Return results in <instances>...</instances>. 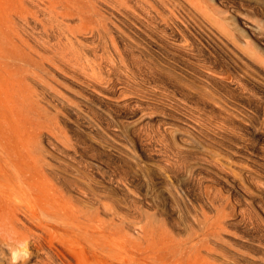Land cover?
Instances as JSON below:
<instances>
[{
    "label": "rangeland",
    "instance_id": "1",
    "mask_svg": "<svg viewBox=\"0 0 264 264\" xmlns=\"http://www.w3.org/2000/svg\"><path fill=\"white\" fill-rule=\"evenodd\" d=\"M25 1L26 0H0V82L4 86L6 85L7 89L14 93H19L21 96H33L34 98H30L31 100H37L39 97L37 100V102H40L37 103L38 106H40L41 109L46 108V111L49 113L51 112V114H48L50 117L52 116L51 119L44 113L41 115H34L36 117L33 122L42 125V127L39 126V129L41 128V133L37 137V140L39 139L43 152L53 160L52 162H60V164L65 166L69 171L68 179L71 180L70 184H68V191L70 190V193H68L74 199L76 197L75 204L77 202L79 203V199L83 200L82 198H84L81 192H78L80 185L83 186L82 189L84 191L87 187H90L91 190L94 189V192L92 191L94 194H91L95 199L94 202H97L99 197L101 200H104V204L107 203L106 206L111 207L113 204L117 206L119 211L117 217L123 219L121 220V224L118 218H114L116 223L121 224V226L123 225L117 235L131 238L135 237L136 230L140 225H143L142 223L146 220L144 214H142L140 218L138 217L140 212L145 208L149 212H155L157 209L154 205L155 209L153 206H151V208L146 204L150 200V194L156 195L159 200V202H156L157 205H166L169 211H167L166 214H162V216L165 215L163 217L159 213V218L161 216L162 219H166V222L172 228L169 229L172 230V232H170L172 237H175H173L175 241L186 240L188 234L193 233V231L195 232L193 235L194 240H199L206 232L213 233L219 231L218 233L215 232L214 235L212 234L213 236L210 234V236H208L210 240L207 239L211 242V245H217V249H220V252L232 256L236 262L234 263L232 260V264H264V94L262 92L264 91V79L260 76L261 84L250 80L251 83L246 81L247 87L253 90L249 91L251 95L248 94L245 96L243 92H237L238 90H235L233 86L234 80L232 81V77L229 74L232 69L226 68L222 71V73L225 72L223 74L224 78L227 77L228 79L229 76V80L224 85L228 86V89L231 88L232 91L234 90L232 92L233 98H235V96L236 98L239 97V100L243 98L240 101L245 102V106L241 107L242 110L238 113L239 115L243 114L245 116H241L238 120L234 119L233 123L231 122L233 119L224 120L225 115L212 105L209 93H213L211 94L212 97L216 94L213 86H206L207 84L200 82L195 76L190 77L185 74L186 77L189 78L185 79V75H177L176 73L175 75L169 68H165L164 65L158 64L154 59V61L151 60V55L150 53L147 54L149 51L146 47H144L146 51L143 49L142 52L128 42L126 44V41L122 42L119 39H115V43L117 42L115 45H118L116 46L118 48L117 50L124 55H121L119 60V58L114 56L116 54L112 53L113 50L109 48V43L106 40L107 38L95 41L90 39L86 42V38L89 37L85 34L86 38L80 39H86L84 43H86L87 46L90 43L91 45L93 44L89 46H95L98 51L94 52L95 54L90 51L88 53V58H95V70L102 66V70L105 71L104 74H106L105 80L109 81V88H107V91L97 88V91H95L96 93H93L92 90L95 89L91 88L93 87L90 84L91 82L89 81L90 83H87V80L85 81L83 77L80 78L81 74H76L72 71L63 74L62 72L64 71H61L59 68L51 69L45 66L49 70L46 69L47 71H44L42 81L46 79L47 85H49L48 87L55 89L58 94H61L64 98L66 97V100L69 99L68 102L72 105H69V103L60 104L57 101L55 102L53 98L51 99V94L48 90L46 91L45 88L43 89L42 83L38 81L35 82L32 78L31 82L30 78H28L29 76H26V74L24 75L20 59L22 56L23 42L25 40L22 21L23 13L25 12ZM209 1L211 4L216 3L214 0ZM232 1L236 3L239 9L241 8L240 10L245 15L247 12V0ZM242 4H244V6ZM214 5L217 6L216 4ZM31 12H34L33 7L31 8ZM186 13L187 15H184V17L189 22L181 18L182 28H184L188 37L194 39L196 42L194 45L191 43L185 50L183 49V44H185L184 39L177 37L178 40L176 38V40H172V34L167 30V35L171 37V39L169 38V43L172 44H168V49L173 51L171 53H174L176 56L181 57V55H183L187 62V66H189L188 62H190L194 65L196 64V66H201L200 68L203 67L202 69H206L205 66L210 64L214 58H219V55L223 56L221 54L223 51L221 47L217 48L214 46L212 43L213 37L207 31L206 26L203 25L204 23H201V19L189 12V15L192 14V16L190 15L191 18L188 12ZM231 14V12H220L215 16L213 15V18L218 16L217 18L222 19V26H227L225 29L229 28L230 30H234L235 28H233V25L236 19ZM230 19L234 20L231 21ZM229 21H231V23ZM77 22L76 20H72L69 24L76 26V24H79V22ZM228 22L230 27H228ZM31 26L33 28V24H31ZM192 27H194V30ZM201 27L204 29H200ZM238 29L240 31L241 27L239 26ZM31 30L33 31L34 29ZM31 39L30 44L34 46V38L32 36ZM179 39L181 42L183 40L181 44L182 47L180 46L181 42ZM106 42L108 43V47H105L107 46L105 45ZM178 42L180 43L177 44ZM125 44L127 46H125ZM120 45L123 46L121 47ZM106 48L110 50V54ZM187 49L189 50L187 51ZM97 53H99L100 56ZM103 54L105 57L101 56ZM135 54H137V57ZM96 55L102 59L99 60L101 63L98 62L99 57ZM76 56L78 55L76 54ZM76 56L72 55L74 58H77ZM107 56L109 58L113 56L112 61L108 59ZM172 56L174 57V55ZM102 57L104 59L106 58L107 63ZM115 59L117 60L116 62ZM91 60L94 62L93 59L90 58V61ZM176 60L177 62L178 60L181 61L179 57H176ZM74 61L75 60H73V62ZM110 61H114L116 64ZM92 62L87 63H91V66L95 65L94 63L92 64ZM197 62H199L200 65ZM87 63L86 67L88 66ZM152 63L157 65L156 70L152 68L154 66ZM106 65L108 69H106ZM142 65H146V67L143 68ZM90 67L88 68L89 74L87 73V76H93L96 73V71H90ZM104 68L106 70H104ZM109 70L111 71L109 72ZM107 71L109 74H107ZM226 71H228L227 74ZM113 72L114 74H112ZM153 72L158 74L156 75L157 78L154 76ZM109 77H112V79H109ZM72 78L77 82H74ZM173 78L176 80H173ZM48 81L51 84H49ZM82 84L83 86H81ZM185 84L186 86L184 87ZM201 84L205 85L202 86ZM198 85L202 87L198 88ZM84 86L85 88H82ZM195 86H197L196 90L193 88ZM191 87L192 89H188ZM40 88L45 91H41ZM158 88H161V90ZM30 89L33 90V92H31ZM37 89H40V91ZM193 91H196V93ZM39 92H41L42 95L37 94ZM43 92L44 95H46L45 97H48L46 98L47 101H44L46 99ZM106 94L110 99L107 98L108 96ZM102 95L105 96L103 97ZM78 97L79 99H77ZM226 97L231 98L229 95ZM260 97H263V99ZM42 98L43 100L41 103ZM116 98L118 100H116ZM244 98H247V100ZM49 101L51 102L49 104L53 102V104H57L58 107H49L50 110H47V103ZM79 101L82 102L79 103ZM43 102L45 103L44 106ZM114 103L116 104L114 105ZM75 106H77V109H75ZM78 106L80 109H78ZM245 107L250 109L248 110ZM244 109L246 111H244ZM243 111L245 113H243ZM217 113L222 115L218 116ZM89 115L93 119H90ZM219 117L222 118L219 119ZM21 121L24 122L25 120L23 119ZM222 125L223 128H221ZM23 126L26 127V125ZM137 159H140V162ZM228 165L231 166L228 167ZM231 167L234 168L235 171L232 170ZM228 168L234 172L230 171ZM240 169L242 171L244 170V172H241ZM159 170L162 171L164 175H162V172H159ZM236 173H238L240 177L238 174L236 175ZM142 175H145L144 179ZM81 177L83 179L86 177V179L83 181ZM75 180L77 182L76 184L74 182ZM82 182L86 183L84 184ZM96 191L98 193H96ZM176 193L178 194L176 195ZM97 194L99 195L96 196ZM212 195L216 196L213 197ZM206 197L208 200H206ZM163 201H165V203ZM199 201L201 203H199ZM208 201L211 202L212 205ZM203 205H205V208L202 209L201 207H203ZM198 207L200 208L198 209ZM149 209L152 210L150 211ZM195 209L197 212L201 210L203 213L200 214L201 211L196 213ZM110 212L111 211L102 214L104 216L102 217L107 222H110V216H116ZM194 213L197 214L198 217H201L196 223L193 222L190 217L191 214ZM204 214L207 215L206 219ZM218 216L221 218H218ZM140 219L142 220L140 221ZM200 221L204 222L202 223ZM220 224L223 226H220ZM109 232L108 230L107 234H109ZM170 237V235L169 237L167 236L171 243L170 249H168L159 238L153 242L152 250L154 255L158 257H162L164 254L167 255L163 261L158 259L152 264H207V262L203 260L207 259L213 261L205 251H202L203 256L196 257L193 251L187 252L184 250L181 254L182 262H174V257L170 252L175 251L179 254L180 249L174 243L175 241H171ZM212 237H214V239H212ZM215 237H218V239ZM218 244H222L221 247ZM261 245H263V247ZM118 247L122 251L126 249L124 245H119ZM178 254L174 256L178 258L180 255ZM205 256H208V258L204 259L203 257ZM87 257L88 264H98L95 262L94 258H92L91 254H88ZM232 257H230V259H232ZM165 260L169 261L164 262ZM99 264L117 263L113 262L106 255H103Z\"/></svg>",
    "mask_w": 264,
    "mask_h": 264
},
{
    "label": "bare ground",
    "instance_id": "2",
    "mask_svg": "<svg viewBox=\"0 0 264 264\" xmlns=\"http://www.w3.org/2000/svg\"><path fill=\"white\" fill-rule=\"evenodd\" d=\"M214 1H216V3L211 4L209 0H26L25 12L23 13L22 17L25 40L23 42L24 44L22 46V56L20 59L24 75L26 74V76H29L28 78H30L31 82L33 79V81L35 82L38 81L39 83H42L43 89L45 88V90H48V92L51 94V99L53 98L55 102L57 101L60 104L69 103V99L66 100V97L64 98V96L58 94L55 89H52V87L49 88L46 79L45 81H42L44 71L47 69V67H50L51 69L59 68L61 71H64L62 72L63 74H66V72L69 71H72L76 74H81L80 78L83 77L85 81L87 80V83L91 82L90 84L94 87L91 88L95 89L92 90L93 93H96L95 91H97V88L107 91V88H109V81L105 80V71L102 70V66L98 67L97 70H95V58H88V53L90 51L94 53L97 51V49L95 46L90 47L93 45H91V43L89 44L90 46L88 45V47L86 43H84V41L86 39V42H88V40L90 39H93L95 41L107 38L106 40L109 43V48L113 50V52L112 50L111 52L113 54H116L114 56L119 58L121 55H123L117 50L118 48L116 46L118 45H115L117 43H115V39H119L122 42L126 41V44L127 42L132 44L135 48H137L138 50L140 49L141 51L143 49H145L144 51H146L147 48L149 51L147 54L150 53L152 58H150L151 60L154 59L158 64H162L165 68H169L172 72H174V74L176 73L177 75L182 76L186 74L190 77L195 76L197 77V79H199L200 82L207 84L206 86H213V88H215L216 94H214L212 97L211 94L213 93H209V96H211L212 105L225 115L224 120L233 119L231 121L233 122L234 119L238 120L241 116H245L243 114H238L240 113V110H242L241 107L245 106V102L240 101L243 98H241L240 100L238 99L239 97L236 98V96L235 98H233L232 92L234 90L232 91L230 87L229 88L231 90L228 89V86L224 85L229 80V76L228 79L226 77L228 71H226L225 74L226 78L223 77V74L225 72L222 73V71L226 68L232 69L231 73L229 74L232 77V81L234 80L233 86L235 90H238L237 92L241 91L240 93L243 92L245 96L248 94L251 95L249 92L251 89L247 87L246 81L248 82L250 80L255 83H260V76L262 79H264V0H247V7H245L248 13L246 12L245 15L240 10L241 8L239 9L236 3H234L232 0ZM214 4H216L217 6H215ZM244 4L242 5L244 6ZM32 7L34 9V12H31ZM186 12H188V15L189 12L193 13L201 19L199 20L201 21V23H204L203 25L206 26L207 31L213 37L212 43L214 44V46H216L217 48L221 47V50L223 51L221 53L223 56L219 55V58L213 57L214 59L210 62V64L205 66L206 69H202L203 67L200 68L201 66H196V64L194 65L190 62H188L189 66H187V62L184 59L185 57L183 55H181V57L176 56L174 53H171L173 51H170V49H168V44H170L169 38L171 39V37L167 35V30L171 32L170 34H172V40H178V38L184 39L186 45L183 44V49L189 47L191 43L192 45H194V43L196 42L194 39L189 38L184 28H182L181 18L185 19L184 15H187ZM220 12L232 13L231 15L238 22L237 23L234 19H230L231 21L234 20L235 22L234 25L232 24L234 26L233 28H235L234 30H230L229 28L225 29L227 28V26H222V19L217 18L218 16L213 18V15L215 16ZM190 15L192 16V14ZM72 20H76V22L78 21L79 24H76V26L70 25L69 23ZM231 21L229 22L231 23ZM236 23L239 25H237ZM31 24H33V28ZM237 26L241 27L240 31ZM194 27H192L193 30ZM203 27H201L200 29H202ZM228 27H230V24ZM31 29L34 30L32 31ZM85 34L88 35L89 38H86ZM31 36L34 38V46L30 44V40H32ZM80 38L86 39L81 40ZM180 42H178L177 44H179ZM182 42L180 43V46ZM108 43L106 42L105 45H107ZM126 44L125 46H127ZM105 47H108V45ZM188 50L189 49H187V51ZM107 51L109 52L110 50L107 49ZM76 54L78 56H76ZM97 54L99 55V53ZM104 54L101 56L105 57V55H107ZM137 54H135L136 57ZM72 55H75L77 58L72 57ZM172 55H174V57ZM176 57H179L181 61L178 60L177 62ZM90 58L93 59L94 62H92V60L90 61ZM112 58L113 56H111L110 58L108 57V59H111V61ZM73 60H75V63L73 62ZM99 60L102 59L99 57L98 62ZM104 60H106V58ZM116 61L117 60L115 59V62ZM87 62H92V64L94 63L95 65L91 66V63H89L91 66L90 67ZM86 63L88 64L87 67ZM197 63L199 64V62ZM146 65H142L143 68L146 67ZM154 66L151 67L156 70L157 65L154 64ZM89 67L91 68L90 71H96L93 76L86 75L89 71ZM106 69H108L107 65ZM106 69L104 68V70ZM110 71L111 70H109V72ZM109 72L107 71V74H109ZM153 73L154 76L158 75L155 74V72ZM112 74H114V72ZM186 75L185 79L188 78L186 77ZM110 78L112 79V77H109V79ZM174 79L175 78H173V80ZM49 84L51 83L49 82ZM81 86H83V84ZM85 86L82 88H85ZM185 86L186 84L184 85V87ZM202 86L198 85V88ZM196 87L197 86L193 88L196 90ZM40 89L37 90L40 91ZM43 89H41V91ZM158 89L161 90V88ZM188 89H192V87ZM30 91L33 92V90L31 89ZM193 92L196 93V91ZM262 92L264 94V91ZM37 94L40 95L41 92ZM227 95L231 96V98L226 97ZM45 96L46 95H44V97ZM102 96L104 97L105 95ZM32 97L33 96L31 95L21 96L19 93H14L13 91L7 89L6 85L4 86L0 82V264H88V254H91L92 258H94L95 262L98 264L100 263L103 255H106L109 259H111L113 262H116L117 264H152L155 260L158 259L160 261H163L167 254H164L162 257L154 255L152 244L159 238V240L162 241V243H164L168 249L171 248V243L167 236L169 237L170 235L172 237V230H170L172 228L166 222L165 218L162 219V217L165 216H162V214H166L168 211L166 205H157L156 202H159L157 196L150 194V200L148 202L146 201V204L150 207L154 205L155 207H157V209L155 210V212H152V209H149L152 213L146 210V208L143 209L142 212L139 211L140 215L138 217L140 218L142 214H144L146 220L144 223L141 222L143 225H140V227H138L135 232V237L130 238L128 236L117 235L123 226H121V220L123 219H121V217H117L119 214L118 208L114 204V206L112 205L111 207L106 206L107 203L104 204V200L102 199V202L99 197L97 202H94L95 199L92 196L94 194V189L91 190L90 187H87L88 189L85 187L87 190L85 189L84 191L82 189V185H80L81 188L77 187L78 192H81V194L83 195L81 196L84 198L81 197L83 200L79 199V203L77 202L75 204L76 197L74 199L71 195H69L70 190L68 191V184H70L71 180L68 179L69 171L65 166H62L60 162H52L53 160L46 156V154L43 152V149L40 146L39 139L37 140V137L41 133V128L39 129V126L42 127V125H38V123L35 124V122H33L34 118L36 117L34 115H41L42 113L48 115L51 114V112L49 113L48 111H46L45 107V109H41V107L38 106L37 103H40L37 102L39 97L37 100H31L30 98ZM46 98L48 97H45V99ZM107 98H109V96ZM260 98L263 99V97ZM77 99H79V97ZM42 100L43 98L41 99V103ZM116 100L118 99L116 98ZM245 100H247V98ZM44 101H47V99ZM81 102L79 101V103ZM49 103L51 102L49 101L47 103V110H50L49 107L53 108L57 106V104L55 105L53 104V102V106ZM115 104L116 103H114V105ZM44 105L45 103L43 102V106ZM69 105L72 104L69 103ZM76 107L77 106H75V109H77ZM245 108L248 109V107ZM78 109H80V107ZM244 111L246 110L244 109ZM244 111L243 113H245ZM219 115L220 114H218V116ZM221 118L219 117V119ZM23 119L25 120L24 122L21 121ZM90 119L93 118H91L90 116ZM23 125H26V127H24ZM221 128H223V125ZM137 160H139L140 162V159ZM229 166L231 165H228V167ZM232 170H234V168H232ZM159 172L162 171L159 170ZM241 172H244V170H241ZM238 173H236V175ZM162 175H164L163 172ZM84 179H86V177H84ZM84 179L82 178L81 180L84 181ZM74 182L75 184L77 183L76 180ZM82 183L85 184L86 182ZM166 187L164 188L168 189ZM96 193L98 192L96 191ZM177 194L178 193H176V195ZM98 195L99 194H97L96 196ZM206 200H208L207 197ZM163 202L165 203V201ZM199 203L201 202L199 201ZM209 203L212 205L211 202ZM204 206L205 205H203V207L201 208H205ZM139 207L141 208L140 205ZM199 208L200 207H198V209ZM109 211H111V214H115L116 216H110L111 220H109L110 222H107L103 218L104 216L102 214ZM199 212H197L196 210V213ZM159 213L162 216H160L161 219L159 218ZM201 213H203V211H201L200 214ZM206 214H204L205 219L207 216ZM190 217L195 223L201 219V217H198V215L195 213L191 214ZM114 218H118L121 224L116 223ZM218 218L221 217L218 216ZM136 220L139 221L138 219ZM141 220L142 219H140V221ZM220 226L223 225L220 224ZM108 230L110 231L109 234H107ZM215 232H206L203 234L204 236H202L201 238L199 237V240H194V231L191 234L189 233L188 237L184 241H175L174 236V238L170 237V239L171 241H175L174 243L179 247L180 255L185 250L187 252L193 251V253L196 254L197 257L203 256L202 251H205L207 255L212 258L211 260H213L209 261L205 259L208 258V256L203 257L205 259L203 261L207 262V264H232V262L234 261V258L232 256L220 252V249H217V245L210 244L211 242L209 241L210 239L208 238V236H210V234L214 235ZM212 239H214V237H212ZM216 239H218V237ZM119 245H124V247L126 248L125 251L120 250V248L118 247ZM221 245L219 246L221 247ZM261 246L263 247V245ZM170 254L174 257V262H182V255L180 256L175 251H171ZM176 254L179 255L178 258L175 257ZM139 256L141 261L139 259ZM230 257H232V259H230ZM168 261L165 260L164 262ZM234 263L236 262L234 261Z\"/></svg>",
    "mask_w": 264,
    "mask_h": 264
}]
</instances>
